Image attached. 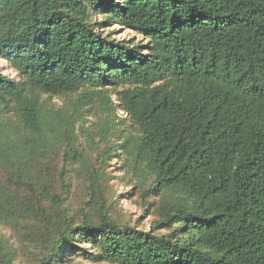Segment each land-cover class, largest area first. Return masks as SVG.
<instances>
[{
  "label": "trees",
  "instance_id": "1",
  "mask_svg": "<svg viewBox=\"0 0 264 264\" xmlns=\"http://www.w3.org/2000/svg\"><path fill=\"white\" fill-rule=\"evenodd\" d=\"M112 24L145 42L100 33ZM0 57L18 74L0 73V111L19 123L10 131L0 121V164L8 187L35 200L28 210L0 191V222L18 227L51 205L60 221L38 264L63 252L111 264H264V0H0ZM79 89L124 115L108 152L133 159L142 195L157 199L148 232L117 224L103 204L97 223L76 224L63 208L82 142L38 94ZM50 148L61 151L59 193L29 178ZM102 165L84 172L100 202ZM12 257L0 243V264Z\"/></svg>",
  "mask_w": 264,
  "mask_h": 264
},
{
  "label": "rangeland",
  "instance_id": "2",
  "mask_svg": "<svg viewBox=\"0 0 264 264\" xmlns=\"http://www.w3.org/2000/svg\"><path fill=\"white\" fill-rule=\"evenodd\" d=\"M108 31H111L110 37L116 40L132 39L145 42L143 37L132 30L124 29L116 24L100 29V33L104 32L103 34ZM0 73L10 78H18L17 72L3 57H0ZM82 92L83 89L63 96L38 94V100L44 112L47 115L61 112L62 117L70 122L82 142L76 145L80 157H77L75 163H71L67 167L65 181L69 188L61 194L63 208L76 224L80 221L81 215H85L93 223H97L98 213L101 211L100 204H103L107 214L117 224H126L136 230L148 232L157 218L156 205L148 203L153 200L156 204L157 199L142 195V185L145 179L141 174L140 166L134 164L133 159L119 149L108 152L109 141L119 131L126 128L118 117L124 115H121L122 112L119 109L115 111L114 117L107 115L103 109L102 101L96 94L89 95L88 99L83 100L81 96H86V93ZM111 99L114 100L115 96L112 95ZM0 121L5 123V128L12 126L10 131L19 127L13 113L0 111ZM110 125L113 126V129H108ZM102 132L105 133V139H101ZM60 152L57 153L55 148L41 151L43 156H36L31 163L30 172L32 175L29 177L35 181H38L40 177L39 181L44 180L52 183L56 193H59L60 189L58 180V170L61 165ZM104 155L106 157L103 158ZM101 160L103 167L100 172V183L103 202H100L99 195H89L88 181L84 174L86 168L91 165L97 167ZM0 191L15 196L20 203L28 204V210H31V205L35 202L23 186L8 187L7 175L1 164ZM48 204H45L46 211L43 213L40 211V214H35L33 211H27L26 216L21 217L22 220L18 227L0 222L1 246L13 253L12 261L9 264H38L42 258L48 256L51 228L55 221H60L54 216L51 205ZM78 247L86 248L89 253L93 252V245L86 241H80ZM52 258L57 260L52 264H111L65 252Z\"/></svg>",
  "mask_w": 264,
  "mask_h": 264
}]
</instances>
